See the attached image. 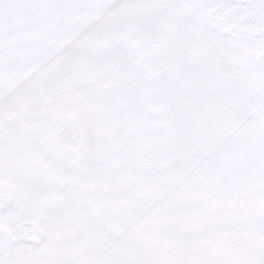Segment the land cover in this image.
<instances>
[{
	"label": "snow or ice",
	"instance_id": "obj_1",
	"mask_svg": "<svg viewBox=\"0 0 264 264\" xmlns=\"http://www.w3.org/2000/svg\"><path fill=\"white\" fill-rule=\"evenodd\" d=\"M0 264H264V0H0Z\"/></svg>",
	"mask_w": 264,
	"mask_h": 264
}]
</instances>
